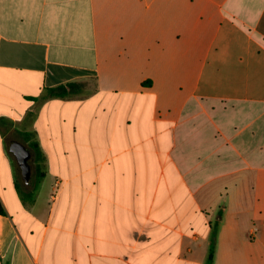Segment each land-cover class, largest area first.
Wrapping results in <instances>:
<instances>
[{"label": "crops", "instance_id": "obj_1", "mask_svg": "<svg viewBox=\"0 0 264 264\" xmlns=\"http://www.w3.org/2000/svg\"><path fill=\"white\" fill-rule=\"evenodd\" d=\"M0 207V264H264V0H0Z\"/></svg>", "mask_w": 264, "mask_h": 264}, {"label": "trees", "instance_id": "obj_2", "mask_svg": "<svg viewBox=\"0 0 264 264\" xmlns=\"http://www.w3.org/2000/svg\"><path fill=\"white\" fill-rule=\"evenodd\" d=\"M78 94H80V92H79L78 87L75 84H67L66 86H58L55 88L46 89L45 93L38 99H40V101H45V100L53 99V98L72 99L74 97H77ZM32 148L37 156L36 159L39 160L37 147L33 146ZM0 213H2L1 207H0ZM217 227H218V222L217 221L212 222L211 233H210V243H209L208 254H207L205 264H212L213 259H214Z\"/></svg>", "mask_w": 264, "mask_h": 264}, {"label": "water", "instance_id": "obj_3", "mask_svg": "<svg viewBox=\"0 0 264 264\" xmlns=\"http://www.w3.org/2000/svg\"><path fill=\"white\" fill-rule=\"evenodd\" d=\"M9 151L18 164L22 180L27 183L30 178V168L28 165L29 152L15 141L10 142Z\"/></svg>", "mask_w": 264, "mask_h": 264}, {"label": "rangeland", "instance_id": "obj_4", "mask_svg": "<svg viewBox=\"0 0 264 264\" xmlns=\"http://www.w3.org/2000/svg\"><path fill=\"white\" fill-rule=\"evenodd\" d=\"M19 168V167H18Z\"/></svg>", "mask_w": 264, "mask_h": 264}]
</instances>
